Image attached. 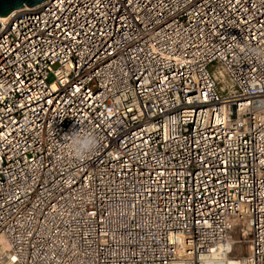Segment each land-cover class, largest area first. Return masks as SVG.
Wrapping results in <instances>:
<instances>
[{"label":"built area","instance_id":"built-area-1","mask_svg":"<svg viewBox=\"0 0 264 264\" xmlns=\"http://www.w3.org/2000/svg\"><path fill=\"white\" fill-rule=\"evenodd\" d=\"M264 0H48L0 28V264H264ZM93 129L77 159L66 134ZM243 246H247L244 253Z\"/></svg>","mask_w":264,"mask_h":264},{"label":"clouds","instance_id":"clouds-1","mask_svg":"<svg viewBox=\"0 0 264 264\" xmlns=\"http://www.w3.org/2000/svg\"><path fill=\"white\" fill-rule=\"evenodd\" d=\"M242 53L250 58L264 59V46L247 45L242 48ZM68 150L77 159H85L94 152L99 145V137L93 129L79 128L78 131L66 134Z\"/></svg>","mask_w":264,"mask_h":264},{"label":"water","instance_id":"water-1","mask_svg":"<svg viewBox=\"0 0 264 264\" xmlns=\"http://www.w3.org/2000/svg\"><path fill=\"white\" fill-rule=\"evenodd\" d=\"M48 0H0V28L7 17L16 10L36 7Z\"/></svg>","mask_w":264,"mask_h":264},{"label":"rangeland","instance_id":"rangeland-1","mask_svg":"<svg viewBox=\"0 0 264 264\" xmlns=\"http://www.w3.org/2000/svg\"><path fill=\"white\" fill-rule=\"evenodd\" d=\"M244 248H242L243 249V252L245 253L246 252V250H247V246H243Z\"/></svg>","mask_w":264,"mask_h":264}]
</instances>
